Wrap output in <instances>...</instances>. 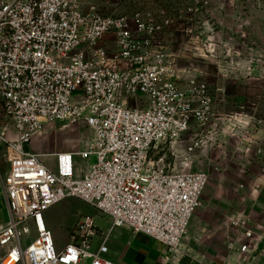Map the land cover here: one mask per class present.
<instances>
[{
	"label": "built area",
	"instance_id": "1",
	"mask_svg": "<svg viewBox=\"0 0 264 264\" xmlns=\"http://www.w3.org/2000/svg\"><path fill=\"white\" fill-rule=\"evenodd\" d=\"M164 26L148 11L103 13L96 0H0V108L11 123L0 125L8 166L0 170L8 210L0 264H116L106 254L119 227L179 252L208 176L146 165V157L156 143L204 126L210 110L203 88L174 80L156 41ZM78 122L90 130L87 147L56 154L55 168L29 149L46 123ZM75 156L96 161L78 176ZM66 197L108 217L109 227L83 214L57 245L45 212ZM229 227L237 263L264 264V222L245 214Z\"/></svg>",
	"mask_w": 264,
	"mask_h": 264
},
{
	"label": "rangeland",
	"instance_id": "2",
	"mask_svg": "<svg viewBox=\"0 0 264 264\" xmlns=\"http://www.w3.org/2000/svg\"><path fill=\"white\" fill-rule=\"evenodd\" d=\"M106 14L148 11L164 23L156 37L182 88H203L210 118L174 141H160L146 165L169 171H203L208 176L201 203L182 242L191 251L221 262L231 260L229 223L250 214L264 222V0H96ZM11 125L2 115L0 125ZM9 138L15 136L10 126ZM12 133L14 134L12 136ZM90 130L83 122L46 123L29 149L55 168V155L87 147ZM78 176L89 171L95 156L74 157ZM83 214L104 228L108 217L75 197H66L46 212L57 245L67 242L69 227ZM29 242V241H28ZM27 242V243H28Z\"/></svg>",
	"mask_w": 264,
	"mask_h": 264
},
{
	"label": "crops",
	"instance_id": "3",
	"mask_svg": "<svg viewBox=\"0 0 264 264\" xmlns=\"http://www.w3.org/2000/svg\"><path fill=\"white\" fill-rule=\"evenodd\" d=\"M11 131L9 129L8 134ZM2 154L3 148L0 146V170L3 174L8 169V166L3 160ZM7 219V204L4 189L0 182V227L6 223ZM45 219L48 225L47 216H45ZM192 221L194 227L197 224V220L191 219ZM108 227L109 223L107 222L103 229H107ZM229 229L228 238L231 240L233 232L230 227ZM107 245L108 253L106 256L115 261L116 264H238L239 258L236 253H233L231 260L221 262L210 257H205L202 253L191 251V247L185 242H181L179 252L173 255L161 242L145 234L132 232V230L126 227L114 228L110 233Z\"/></svg>",
	"mask_w": 264,
	"mask_h": 264
}]
</instances>
